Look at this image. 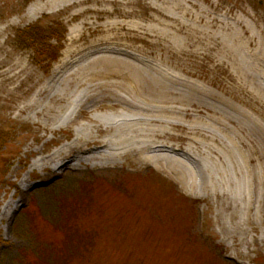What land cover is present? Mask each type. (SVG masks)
<instances>
[{
  "label": "rangeland",
  "instance_id": "rangeland-1",
  "mask_svg": "<svg viewBox=\"0 0 264 264\" xmlns=\"http://www.w3.org/2000/svg\"><path fill=\"white\" fill-rule=\"evenodd\" d=\"M32 28H42V45L24 36ZM97 43L107 51L101 56L138 65L144 78L197 103L177 105L191 110L181 121L189 140L169 139L182 134L176 128L166 148L148 153L176 156L192 173L182 177L141 155L106 164L97 151L40 162L75 138L63 131L40 139L20 106L55 85L71 53ZM94 56L66 76L88 64L83 81L92 94L104 88L116 99L153 102L150 119L176 120L171 106L161 112L156 93L121 90L134 81L90 62ZM83 183L94 197L79 196L84 204L72 202L74 210L56 220L59 205L52 221L41 222L38 244L53 256L37 264H264V0H0V264L16 262L37 241L29 208Z\"/></svg>",
  "mask_w": 264,
  "mask_h": 264
},
{
  "label": "bare ground",
  "instance_id": "bare-ground-1",
  "mask_svg": "<svg viewBox=\"0 0 264 264\" xmlns=\"http://www.w3.org/2000/svg\"><path fill=\"white\" fill-rule=\"evenodd\" d=\"M92 44L79 48L70 54L71 60L67 63V67L60 71L53 80L55 85L51 83L32 91L34 95L26 101L27 104L20 106V115H27L29 118L35 119L32 123L41 133L38 136L40 139H45L47 134L53 133L56 135L63 131H70L72 133L70 135L75 138L74 143L70 146L66 147L65 145L60 148L58 153L42 157L40 162L45 166L48 161H53L58 155L69 152L65 158H70L77 151L82 153L101 152V156L97 159L103 160L106 164H116L122 158L141 155L142 161L164 162L165 166L185 177L192 169L184 160L178 159L176 156L156 155L154 153L148 155V153L152 150L155 151V149L166 148L168 141H164V139L169 135L170 130L173 131L176 128L180 129L182 134L170 132L173 136L170 135L169 139L173 137L181 141L185 138L189 140L184 135V130L187 131L190 128L184 124L181 125V121L183 117L186 118L190 115L188 112L191 110L181 109L177 105L184 106L188 104L195 107L197 103L185 99V96L180 91H175V86L171 84L153 78H144L138 65H133V63L124 59L101 56L99 54L101 51H107L100 49V43ZM77 55H80V57L72 59ZM92 55L95 56L90 62L106 63L104 68L108 67L116 71L112 74L117 75L119 73L123 78L134 81L128 87L120 88L121 90L128 95H141L147 92L156 93L159 99L157 104H162L160 106L161 112L171 106L173 109L171 114L174 115L176 120L167 123L160 119L161 116L150 119L147 113L150 112V105L153 102L138 98L140 102L137 104L123 96L116 99V94L110 93L108 95L107 89L104 88L96 90V92H104L103 95L96 92V94H92L94 92L93 88L83 81L87 79L88 64L79 66L77 71L66 76L71 68L81 64L88 56ZM26 76L29 77L30 74L26 73ZM72 78H79L80 81L75 82L80 84H71ZM167 78L174 82L178 80L169 74H167ZM62 79L65 83L57 85L56 83ZM190 89L195 94L197 93L195 85H191ZM115 91L120 94V91ZM24 93L22 94L24 95ZM70 94H74L77 99L74 101L69 99ZM171 95L172 98H170ZM257 132L259 133V129H257ZM197 144H200V142ZM82 146H85L86 149L84 150ZM78 148H81V150ZM105 149L109 151L104 153ZM205 165L210 167L209 162H205ZM247 199L249 207L251 200ZM261 227H264V223L260 224Z\"/></svg>",
  "mask_w": 264,
  "mask_h": 264
},
{
  "label": "trees",
  "instance_id": "trees-1",
  "mask_svg": "<svg viewBox=\"0 0 264 264\" xmlns=\"http://www.w3.org/2000/svg\"><path fill=\"white\" fill-rule=\"evenodd\" d=\"M39 32H43L42 28H38V29L32 28L30 32H25L24 36L29 33L28 34V41L33 42V43L35 42L36 44H38V46H40L43 44V42L46 39L41 37L39 35ZM115 185H116V188L119 189V187H120L119 184H115ZM116 188L114 189V191H117ZM74 189H76V188H73L71 193H69V191H67L69 189H66L60 194L61 196H59V197L55 196L54 197V199H53L54 205L56 207H58L60 205V207L58 208V213L56 216L55 215H49L51 221L53 220L54 216H55V219L57 220L60 216L64 215V211H69V208L73 207V205H71L72 202H74V203L76 202L78 205V202L82 203V204L87 202V196H90V199H91L90 194L93 193L92 184L83 183L82 186L80 187V189H78V190H74ZM82 191H87L89 194L83 196V194L81 193ZM94 194H92L93 197H94ZM79 196H82V200L84 203L81 201H78L80 199ZM90 199H88V200H90ZM34 209L35 210L33 212H29V217H28L27 222L29 225L30 232L37 236V237H35L37 239V241L33 239V243L29 248L21 250L20 255L17 258L16 262H14L12 264H37L44 259L48 258V260H49L53 256V253L50 254V247H49L48 253H45L44 249H43V245L38 244V243H42V241L38 240L39 239L38 237H43V236L41 234H39V231L37 233V230L41 226V222L47 223L49 221V219L46 218L37 208H34ZM72 210H74V208H72ZM79 212H80L79 209L75 210V213L73 214V216L78 217L79 214L81 213V212L80 213ZM76 236L77 235L70 236L69 241L71 243H74Z\"/></svg>",
  "mask_w": 264,
  "mask_h": 264
}]
</instances>
